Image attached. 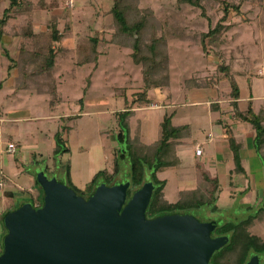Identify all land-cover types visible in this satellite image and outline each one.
I'll use <instances>...</instances> for the list:
<instances>
[{"label": "rangeland", "instance_id": "374dc122", "mask_svg": "<svg viewBox=\"0 0 264 264\" xmlns=\"http://www.w3.org/2000/svg\"><path fill=\"white\" fill-rule=\"evenodd\" d=\"M46 1L49 3L52 0ZM7 3L8 0H0V14ZM36 3L38 0L33 1V6ZM57 5L67 15L59 21L64 36L56 49L53 75L58 101L54 102L53 108L49 103V94H40L32 89L14 90L17 69L12 68L5 77V70L0 65V252L5 234L2 214L21 202L35 199L39 193L34 178L30 181L33 183L32 191H29L31 184L26 181V172L34 174L38 169L45 168V173L51 175L57 169L65 170L68 165L71 182L82 188L97 171H112L115 149L122 146L116 139L115 112L124 109L131 94L142 87L140 65L131 60L128 48L112 44L100 46L95 67L92 64L75 65V45L79 40L100 31L105 37L109 36L111 21L107 11L111 0H61ZM139 5L150 7L156 15L163 11L174 12L184 23L183 31L189 36L184 40L167 39L169 85L146 92V102L133 107L129 131L133 135L138 128L140 141L150 144L160 135L163 114H173L172 124H189L190 136L167 146L162 153L166 160L178 158L179 164L157 172L156 177L165 180L162 192L168 202L190 200L194 207L183 212L202 218L199 208L195 207L198 203L196 197L208 196L204 198L212 199V191L197 188V165L206 162V158L205 153L202 156L194 154L195 143L204 148V137L208 132L213 139L221 138V126L214 122L219 117L216 111L220 110L224 117L234 116L229 81L218 66H229V72L239 86L237 102L242 110L248 103L256 112L264 110L263 1L243 0L239 12L229 10L224 21L227 26L218 38L221 43L219 46L206 43V51L199 43L198 35L207 31L209 24L213 26L222 15L220 5L216 3L211 9L207 6L204 15L189 6L177 7L175 0H140ZM32 12L33 30L42 35L47 29L46 12L37 8H33ZM25 20V15H18L11 17L5 25L6 33L1 38L5 41L4 44L0 42V54L8 53L5 64L16 56L20 43V37L11 32ZM66 23L68 30H64ZM88 75L90 79L84 93L85 77ZM191 79L194 81L189 82ZM12 91L14 95H11ZM82 95L83 101L79 103ZM223 122L231 121L224 119ZM242 125L250 129L248 124ZM246 131L240 132L243 139H246ZM57 132L63 138L67 151L54 157L53 135ZM14 135H18V142ZM9 142H13L14 152L6 150ZM251 142L253 149L264 157V137L257 148L254 136ZM123 162H127L126 159ZM233 173L231 171V178L235 175ZM128 175V167H120L116 178L122 180ZM145 177H149L148 172ZM223 208L220 206V211ZM222 214L215 212L213 220L220 224L224 220ZM217 232L214 229L213 234ZM252 233L264 239V222L254 226ZM218 250L213 254H217Z\"/></svg>", "mask_w": 264, "mask_h": 264}, {"label": "trees", "instance_id": "16d2710c", "mask_svg": "<svg viewBox=\"0 0 264 264\" xmlns=\"http://www.w3.org/2000/svg\"><path fill=\"white\" fill-rule=\"evenodd\" d=\"M139 1L111 0V6L107 11L111 21L109 36L105 37L102 31L94 32L87 34L75 45L76 66L92 64L95 67L100 56L99 47L107 44H112L119 48H128L131 60L135 64L140 65L141 89L131 94V98L124 109L115 112L117 117L116 139L122 146L115 149L116 156L113 162V169L110 172L107 169L97 171L82 188H79L71 182L67 165L65 166L64 176L59 178V180L74 189L78 195L86 197L91 194L95 184L98 182L103 181L106 184H111L119 172V161L126 159L130 181V188L127 190L128 197L132 189L139 187L144 181L146 172H148L149 179L155 185L146 209V216L152 218L168 213L183 212L185 209L194 207L193 203L186 199H178L173 203L168 202L162 192L165 181L156 177L157 172L173 164V161L162 157L164 149L189 137L191 129L189 124H172L171 117L173 114L165 113L160 121L159 137L154 142L145 144L140 141L138 128L133 135L130 134L129 117L133 115V107L142 106L146 102L144 95L148 90L166 88L169 85L167 39L179 38L184 40L189 35L184 33V23L181 22L177 14L172 11H163L162 14L156 15L150 7H141ZM242 1L175 0L177 7L189 6L193 9H198L202 15L205 14L207 6L211 9L216 3L220 5L222 15L213 26L209 24L207 31H202L198 35V41L205 51L207 50L206 43L212 46H219L221 39L219 40L218 38L227 26L224 21L228 16L229 10L239 12ZM262 1L264 6V0ZM56 5L57 2L54 0L49 3L39 0L35 6H33L31 0H8L7 6L0 14V39L6 33L4 28L11 17L18 15H25L26 17L25 23L17 30L13 29L11 32L13 35L20 37L16 56L10 58L8 64V70L15 67L18 71L14 90L32 89L40 94H49L51 96L49 103L52 108L58 101L56 79L53 75L57 54L56 49L64 36L63 31L59 28V21L67 15L62 9L56 10ZM33 8L43 9L46 12L47 29L42 35L37 34L33 30V21L31 19ZM67 26L68 24L66 23L64 30H68ZM218 69L228 78L232 95L231 106L233 114L237 119L248 122L251 125L254 130V145L257 148L260 140L264 137V110L260 109L256 112L252 109L250 103L247 104L244 110L240 109L237 103L239 86L230 74L229 66L219 65ZM85 79L87 84L83 88L84 93L87 90L90 75L86 76ZM192 81L194 80L191 79L189 82ZM83 98L84 95L78 99V102L81 103ZM53 139L52 152L54 157L67 151L63 138L58 132L53 135ZM233 153L234 159H237V149H234ZM44 171L46 170L44 169ZM26 173L34 178L35 185H37L34 174ZM28 201L34 207L40 206L42 203V190L39 188V193L35 199H29ZM10 210L12 209L8 208L2 214V217ZM257 220H261V217L250 216L238 223L227 221L216 227L217 235H228V241L218 250L217 254H212L210 264H244L250 251L258 254L264 253V239L251 232V226Z\"/></svg>", "mask_w": 264, "mask_h": 264}, {"label": "water", "instance_id": "95a60500", "mask_svg": "<svg viewBox=\"0 0 264 264\" xmlns=\"http://www.w3.org/2000/svg\"><path fill=\"white\" fill-rule=\"evenodd\" d=\"M34 176L42 203L24 201L2 217L0 264H210L228 241L211 235L219 225L213 219L186 212L148 218L155 187L149 178L129 197V178L98 182L84 197L55 172ZM244 264H260L258 254Z\"/></svg>", "mask_w": 264, "mask_h": 264}, {"label": "crops", "instance_id": "0c3cea01", "mask_svg": "<svg viewBox=\"0 0 264 264\" xmlns=\"http://www.w3.org/2000/svg\"><path fill=\"white\" fill-rule=\"evenodd\" d=\"M31 1L33 3L34 0ZM54 1L59 3L61 0ZM71 1L73 2V0ZM56 10H61V7L56 5ZM4 41L5 40L0 39L2 44H4ZM6 57H8L7 52H2V54H0V65L5 70V73L3 72L5 77L8 76L10 72V70H8V63L5 64ZM14 93L15 92L12 91L11 95H14ZM237 103L239 107V102ZM215 110H217V108L213 110L210 109V111ZM216 112L219 113V117L215 118L214 122L221 126V138L213 139L211 133L208 132L204 137V144L206 146L203 148L196 142L194 147V154L196 156H202L203 153H205L206 158V162L203 161L197 165V171H199V175L196 177L197 188L200 187V189L205 188L208 189L209 192L212 191V199H206L209 198L208 196H204L206 198L203 196L196 197L199 204L195 207L196 209L199 208L200 215H202V218H198L208 221L215 218V212H223L221 216L224 217V220L218 225L220 226L227 222V219L231 218L232 219L229 221L238 223L250 216L261 217V220L255 221L251 226L252 232L254 226L264 222V157L253 149L254 146L251 141L252 136H254V130L248 122L239 120L235 116L226 115V117H224L220 110ZM1 119L2 118H0V120ZM224 119H230L231 122L224 123ZM212 122L213 121H211V123ZM242 123L248 124L250 129L244 127ZM243 130H247L244 132L246 139H243L240 134ZM14 136L18 142V135ZM197 146H200L202 149L199 154L195 152ZM176 147L177 146L174 147V150H176ZM234 149H237V159H234ZM123 161L124 160L119 161V167H128V163ZM171 161H173V164L170 166L179 164L178 158ZM231 171L235 174L233 177L234 179L231 178ZM55 173L57 175L59 174V178L64 176L63 169H57ZM146 178L149 177H145V179ZM26 181L29 185L31 184V186H28V189L32 191V177L28 174L26 176ZM220 206L224 207L222 211L219 209Z\"/></svg>", "mask_w": 264, "mask_h": 264}, {"label": "built area", "instance_id": "2783aa9c", "mask_svg": "<svg viewBox=\"0 0 264 264\" xmlns=\"http://www.w3.org/2000/svg\"><path fill=\"white\" fill-rule=\"evenodd\" d=\"M6 150H7L8 152H14V151H15L14 144L11 143V142L7 143V148H6ZM201 150H202V149H201L200 146H197V147L195 148V152L198 153V154L201 152Z\"/></svg>", "mask_w": 264, "mask_h": 264}, {"label": "flooded vegetation", "instance_id": "af4514ba", "mask_svg": "<svg viewBox=\"0 0 264 264\" xmlns=\"http://www.w3.org/2000/svg\"><path fill=\"white\" fill-rule=\"evenodd\" d=\"M182 213H185V212H182ZM211 235H217V234H213V232H212ZM252 254H254V252L250 251V252L248 253V256H247V259H246V260H248V258H249ZM257 254H258V253H257ZM262 254L264 255V253H260V254H258L259 258L261 257ZM210 259H211V258H210ZM245 262H246V261H245ZM260 264H264V256H263V259H262V260L260 259Z\"/></svg>", "mask_w": 264, "mask_h": 264}]
</instances>
